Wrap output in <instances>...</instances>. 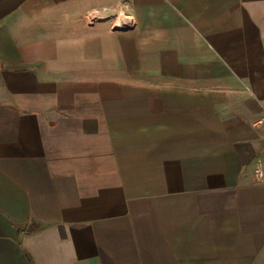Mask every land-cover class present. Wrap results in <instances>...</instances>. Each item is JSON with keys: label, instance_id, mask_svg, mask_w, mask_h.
<instances>
[{"label": "crops", "instance_id": "0c3cea01", "mask_svg": "<svg viewBox=\"0 0 264 264\" xmlns=\"http://www.w3.org/2000/svg\"><path fill=\"white\" fill-rule=\"evenodd\" d=\"M261 117L264 0H0V264H264Z\"/></svg>", "mask_w": 264, "mask_h": 264}, {"label": "built area", "instance_id": "2783aa9c", "mask_svg": "<svg viewBox=\"0 0 264 264\" xmlns=\"http://www.w3.org/2000/svg\"><path fill=\"white\" fill-rule=\"evenodd\" d=\"M96 12H97V10L94 11L93 16H95ZM132 24H133V20L130 16L121 15V16L117 17L114 21V25L116 27H120V28L130 27ZM262 121H264V117H261L259 120V122H262ZM254 172H255V176L257 177L258 180H264V168H262V166L260 164H258L255 167Z\"/></svg>", "mask_w": 264, "mask_h": 264}, {"label": "water", "instance_id": "95a60500", "mask_svg": "<svg viewBox=\"0 0 264 264\" xmlns=\"http://www.w3.org/2000/svg\"><path fill=\"white\" fill-rule=\"evenodd\" d=\"M117 29H124V28H126V27H123V28H120V27H116Z\"/></svg>", "mask_w": 264, "mask_h": 264}]
</instances>
